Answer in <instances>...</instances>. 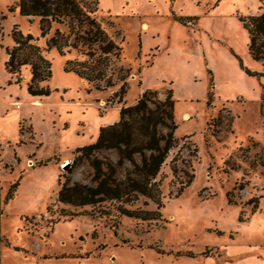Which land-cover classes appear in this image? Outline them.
Returning a JSON list of instances; mask_svg holds the SVG:
<instances>
[{"label": "rangeland", "instance_id": "rangeland-1", "mask_svg": "<svg viewBox=\"0 0 264 264\" xmlns=\"http://www.w3.org/2000/svg\"><path fill=\"white\" fill-rule=\"evenodd\" d=\"M86 2L121 46L107 68L115 84L99 82L98 89L65 69L68 61L87 60L84 48H48L56 26L42 35L38 18L20 15L17 0H0V264H222L245 246L263 248L264 66L248 52L241 18L262 12L264 0ZM59 31L67 33L65 26ZM19 32L31 34L50 62V77L39 83L47 95L28 92V66L19 74L6 69V48ZM120 75L126 76L123 93ZM146 90L161 99L172 91L177 124V146L157 176L159 217H127L110 201H58L75 148L93 143L99 129L117 122L120 108ZM95 155L118 158L113 149ZM129 166L124 161L116 178ZM69 175L94 185L86 160ZM124 205L157 209L145 197Z\"/></svg>", "mask_w": 264, "mask_h": 264}, {"label": "trees", "instance_id": "trees-1", "mask_svg": "<svg viewBox=\"0 0 264 264\" xmlns=\"http://www.w3.org/2000/svg\"><path fill=\"white\" fill-rule=\"evenodd\" d=\"M17 6L20 15L38 18L42 35H46L56 26L53 35L46 42L48 48L55 47L60 53H63L64 48L85 49L87 60L68 61L66 70H72L81 78L93 82L97 89L99 82H104L106 86L115 84V79L107 74V68L112 58L118 59L121 46L104 31L93 16L96 7L90 8L86 0H17ZM241 21L247 30V49L250 56L261 61L264 66V10L256 15L241 18ZM59 26H65L67 33L62 34ZM13 39L14 44L6 48V69L12 74H19L22 66H28L31 74L27 85L28 92L33 96L47 95L49 90L40 87L39 83L50 77V62L42 55L40 46L31 34L24 35L19 32L17 35L13 34ZM239 60L241 64V59ZM245 70L254 74L248 69ZM125 78V75L117 76V79L123 82L122 93L125 92ZM16 81H19L18 78ZM209 101L210 97L206 101L207 104ZM160 127L167 131H161ZM176 127L172 91L168 90L162 99L157 97L155 90L144 91L135 104L120 108L117 122L99 129L93 143L75 148V156L67 170L68 174L61 183L57 200L74 206H95L110 201L119 203L115 210L121 215L157 219L160 215L158 209L162 205L157 176L169 151L177 146V138L174 135ZM103 149L115 150L117 161L95 155L96 151ZM83 160L92 168L91 180L94 185L71 180L69 173ZM177 160L173 159L174 162ZM124 161H128L130 166L124 168L123 177L118 179L116 173ZM172 171H178L175 163ZM190 181L191 177L184 186L189 185ZM17 186L18 181L11 184L6 199L13 196ZM184 186L178 189L177 194L181 193ZM231 193L226 192L229 204L234 203L230 198ZM139 197L154 202L157 209L138 210L124 205L134 204ZM102 213L108 214L109 210H103ZM186 255L193 256L191 252Z\"/></svg>", "mask_w": 264, "mask_h": 264}, {"label": "crops", "instance_id": "crops-1", "mask_svg": "<svg viewBox=\"0 0 264 264\" xmlns=\"http://www.w3.org/2000/svg\"><path fill=\"white\" fill-rule=\"evenodd\" d=\"M249 247V246H248ZM255 251L256 253H252ZM231 251L230 254H232ZM248 252V253H247ZM239 257L233 259H225L222 264H264V247H252L247 250V246H245L244 251H242ZM211 258L206 259L205 261L210 260Z\"/></svg>", "mask_w": 264, "mask_h": 264}, {"label": "bare ground", "instance_id": "bare-ground-1", "mask_svg": "<svg viewBox=\"0 0 264 264\" xmlns=\"http://www.w3.org/2000/svg\"><path fill=\"white\" fill-rule=\"evenodd\" d=\"M142 27L143 28H147V24L146 23L142 24ZM15 104H18V103H15ZM184 117L187 119L189 117V114L188 113H185L184 114Z\"/></svg>", "mask_w": 264, "mask_h": 264}, {"label": "water", "instance_id": "water-1", "mask_svg": "<svg viewBox=\"0 0 264 264\" xmlns=\"http://www.w3.org/2000/svg\"><path fill=\"white\" fill-rule=\"evenodd\" d=\"M70 165V162L64 165V168H67Z\"/></svg>", "mask_w": 264, "mask_h": 264}, {"label": "built area", "instance_id": "built-area-1", "mask_svg": "<svg viewBox=\"0 0 264 264\" xmlns=\"http://www.w3.org/2000/svg\"><path fill=\"white\" fill-rule=\"evenodd\" d=\"M31 163V162H30Z\"/></svg>", "mask_w": 264, "mask_h": 264}]
</instances>
